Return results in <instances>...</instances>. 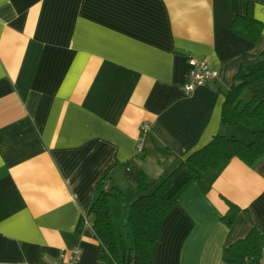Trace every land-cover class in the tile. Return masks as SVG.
<instances>
[{"label": "crops", "instance_id": "obj_1", "mask_svg": "<svg viewBox=\"0 0 264 264\" xmlns=\"http://www.w3.org/2000/svg\"><path fill=\"white\" fill-rule=\"evenodd\" d=\"M252 2L256 41L231 30L248 0H0V264L69 259L74 246L79 264H97L92 216L82 217L101 178L123 193L110 206L124 250L137 170L159 178L221 131L251 141L221 114L236 72L264 49V0ZM190 57L219 78L185 91ZM252 96L264 97V78L240 99ZM202 177L164 218L152 264H227L224 248L252 226L244 211L222 220L227 200L264 230V156Z\"/></svg>", "mask_w": 264, "mask_h": 264}, {"label": "trees", "instance_id": "obj_2", "mask_svg": "<svg viewBox=\"0 0 264 264\" xmlns=\"http://www.w3.org/2000/svg\"><path fill=\"white\" fill-rule=\"evenodd\" d=\"M262 28L263 21L255 17L252 0H248L246 13L237 15L231 23L234 33L250 41L258 39ZM261 78H264V49L252 65L241 66L236 72L222 105L221 119L224 126L242 124L251 128V141L245 142L221 131L159 178H152L142 170L136 171L137 191L130 201L128 215L133 243L124 250L119 248L110 209V201L122 199L123 193L110 185L108 177L97 182L95 197L88 213L82 217L85 221L92 216V227L99 241L97 264H152L164 218L192 183H202L203 171L218 169L232 157H238L247 165L253 166L264 156V97L252 96L247 101L240 99L244 88ZM185 167L189 170L188 177L174 191L169 192L173 179ZM227 202L228 210L222 220L228 226L240 211L251 218L252 226L245 236L224 248L226 263L244 264L245 258L251 257L252 264H260L264 249V230L248 209H242L232 201Z\"/></svg>", "mask_w": 264, "mask_h": 264}, {"label": "built area", "instance_id": "obj_3", "mask_svg": "<svg viewBox=\"0 0 264 264\" xmlns=\"http://www.w3.org/2000/svg\"><path fill=\"white\" fill-rule=\"evenodd\" d=\"M188 62L190 68L187 74V80L183 85L185 91H192L198 86L212 84L219 78V71L211 68L204 59L190 57ZM147 127L148 125L145 124L144 129ZM80 254V247L74 246L71 249V256L69 259H65L62 256L52 261H43L36 264H79Z\"/></svg>", "mask_w": 264, "mask_h": 264}, {"label": "rangeland", "instance_id": "obj_4", "mask_svg": "<svg viewBox=\"0 0 264 264\" xmlns=\"http://www.w3.org/2000/svg\"><path fill=\"white\" fill-rule=\"evenodd\" d=\"M120 200H122V199H120ZM112 201H117V200H114V199H112L111 201H110V204H111V202ZM119 201V200H118ZM130 204V203H129ZM121 208V207H120ZM110 209L112 210V208H111V206H110ZM120 212H122V208H121V211ZM111 213H112V211H111ZM128 215H129V205H128ZM119 218V217H118ZM121 219V217L119 218V220ZM119 220H117V222L119 223ZM121 222H122V220H121ZM122 224V231H123V233H125L126 232V228L123 226V222L121 223ZM116 229V228H115Z\"/></svg>", "mask_w": 264, "mask_h": 264}]
</instances>
